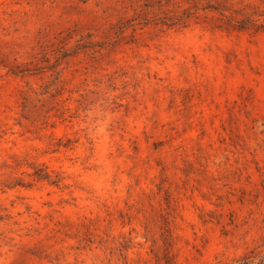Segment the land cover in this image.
<instances>
[{"label":"rangeland","instance_id":"rangeland-1","mask_svg":"<svg viewBox=\"0 0 264 264\" xmlns=\"http://www.w3.org/2000/svg\"><path fill=\"white\" fill-rule=\"evenodd\" d=\"M263 253L264 0H0V264Z\"/></svg>","mask_w":264,"mask_h":264},{"label":"trees","instance_id":"trees-1","mask_svg":"<svg viewBox=\"0 0 264 264\" xmlns=\"http://www.w3.org/2000/svg\"><path fill=\"white\" fill-rule=\"evenodd\" d=\"M248 19H250V18H248ZM244 20L246 21L247 18L242 19L241 21H244ZM238 27H244V26L240 25ZM38 177L44 178V179H48L49 178L48 174L46 172H44V174H42V175L39 174ZM236 261H237L236 264H264V253L261 254L258 258H256V256L245 255L242 258L237 259ZM230 264H232V263H230Z\"/></svg>","mask_w":264,"mask_h":264}]
</instances>
